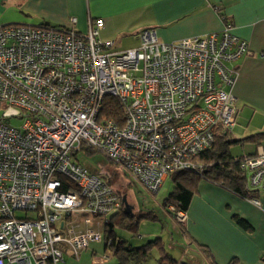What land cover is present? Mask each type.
I'll return each mask as SVG.
<instances>
[{
  "label": "built area",
  "instance_id": "2783aa9c",
  "mask_svg": "<svg viewBox=\"0 0 264 264\" xmlns=\"http://www.w3.org/2000/svg\"><path fill=\"white\" fill-rule=\"evenodd\" d=\"M76 22L0 25V262L59 264L62 245L79 257L103 240L93 217L109 223L125 208L124 196L76 161L82 146L104 154L147 194L178 170L203 172L195 157L237 122L239 72L229 64L257 56L231 22L170 42L147 28L137 47L120 51L100 38L103 18L86 32ZM108 96L119 100L122 120L102 114ZM240 165L247 189H264V150ZM65 184L73 187L62 190ZM168 209L186 221L187 211ZM18 210L35 215L20 218Z\"/></svg>",
  "mask_w": 264,
  "mask_h": 264
},
{
  "label": "crops",
  "instance_id": "0c3cea01",
  "mask_svg": "<svg viewBox=\"0 0 264 264\" xmlns=\"http://www.w3.org/2000/svg\"><path fill=\"white\" fill-rule=\"evenodd\" d=\"M72 16L77 18L74 29L78 32H86L91 20L103 18L100 38L113 41L116 51H120L118 43L126 41L131 42L127 49L137 47L139 33L147 28L170 42L220 31L231 22L232 32L246 39L257 56L243 55L229 64L239 72L233 88L238 122L230 138L243 140L264 132V0H0V25L70 27ZM245 142L254 143V148L236 157L264 150V139L234 144ZM256 197L262 206L221 183L200 179L184 223L163 203L165 222L153 208L156 218H140L135 229L125 223L114 226L111 235L131 247L157 241L152 250L158 257L155 264L162 247L177 264H264V189ZM143 209L133 206L128 214L138 217L150 212ZM101 230L103 240L92 242L79 257L62 245L64 260L59 264H120L122 252L107 244L109 235L105 228Z\"/></svg>",
  "mask_w": 264,
  "mask_h": 264
},
{
  "label": "trees",
  "instance_id": "16d2710c",
  "mask_svg": "<svg viewBox=\"0 0 264 264\" xmlns=\"http://www.w3.org/2000/svg\"><path fill=\"white\" fill-rule=\"evenodd\" d=\"M102 114L119 121L122 120L123 115L119 100L115 97L108 96L105 99ZM262 139H264V132L250 135L245 137L243 140H234L230 138V132L219 130L214 144L195 157V161L204 166L203 172L178 170L172 174V178L175 181V186L172 193L164 202L165 207L167 208L169 205H173L176 211H187L200 179H207L219 184L221 183L246 198L255 197L257 190L247 189V173L241 168L240 165L241 160L245 156H234L231 153V145L240 141H255L260 143ZM88 149L89 148L86 146H82L79 152L82 150L88 151ZM76 154L77 153H75L74 156H76ZM93 172H96L101 176L104 175L101 170H96ZM132 182L133 181L131 180V183ZM72 187L73 186L65 184V186L62 187V190L67 191ZM170 212L175 215V211L170 210ZM118 216L120 218L119 222L115 220V218ZM143 217L156 218V214L153 211H150L144 216L134 217V215L126 213L124 208L111 217L109 223H106V225H108V227H105L106 235H109H107V239L112 240L111 246L115 247L116 251L122 252L120 264H128L131 261H135L139 264H145L151 256L154 245L157 244V241H151L143 246L131 247L124 245V242H119L115 236L113 237L111 235L112 228L116 226V223L119 225H123V223H125L124 226L127 228L129 227L135 229L139 223V219ZM160 249L159 251L161 252V257L159 258L158 264H177V261L172 256L167 255L166 252L163 251V247Z\"/></svg>",
  "mask_w": 264,
  "mask_h": 264
},
{
  "label": "rangeland",
  "instance_id": "374dc122",
  "mask_svg": "<svg viewBox=\"0 0 264 264\" xmlns=\"http://www.w3.org/2000/svg\"><path fill=\"white\" fill-rule=\"evenodd\" d=\"M131 42L126 41L122 43H118L116 46L117 50H124L128 47H131ZM2 114V109L0 110V116ZM237 121V113L235 114ZM21 120L12 119V123L19 126L21 124ZM238 122V121H237ZM236 122V123H237ZM232 134L230 135V137ZM237 139V138H233ZM255 144L252 142L238 143L231 145V153L234 156L240 155L247 148H254ZM87 147V146H86ZM89 148L88 151L82 150L76 154L75 159L78 163L88 168L90 171L101 170L103 174L106 175V180L108 183L116 190L120 191L123 196H126L127 201L130 205L136 206L137 208H146L143 211H152L151 209H155L160 214L162 222H165V213L161 210L162 204L169 197V195L174 190L175 181L172 178V174L168 176L167 180L163 183L162 187L158 191V193L152 195L147 194L140 187L139 184L132 182L131 178L126 175L123 169L116 165L113 161L108 159L104 154L98 152L96 149ZM35 214L33 212H26L24 210L16 211V216L20 218L33 217ZM123 219V217H122ZM120 221V219H119ZM160 222V221H158ZM152 224V223H150ZM165 225V224H164ZM116 226L121 227L118 223ZM171 226V225H170ZM91 227L93 228H102L108 227L106 225V221L103 217H93V222ZM157 253L152 251L151 256L149 257V264H155L157 259Z\"/></svg>",
  "mask_w": 264,
  "mask_h": 264
},
{
  "label": "water",
  "instance_id": "95a60500",
  "mask_svg": "<svg viewBox=\"0 0 264 264\" xmlns=\"http://www.w3.org/2000/svg\"><path fill=\"white\" fill-rule=\"evenodd\" d=\"M124 202H125V212L129 213L132 210L133 206L128 203L126 196H124Z\"/></svg>",
  "mask_w": 264,
  "mask_h": 264
},
{
  "label": "bare ground",
  "instance_id": "6f19581e",
  "mask_svg": "<svg viewBox=\"0 0 264 264\" xmlns=\"http://www.w3.org/2000/svg\"><path fill=\"white\" fill-rule=\"evenodd\" d=\"M103 177L106 178V175L104 174ZM119 192H120V191H119ZM120 193H121V192H120Z\"/></svg>",
  "mask_w": 264,
  "mask_h": 264
}]
</instances>
